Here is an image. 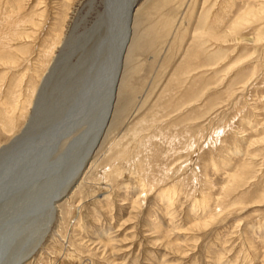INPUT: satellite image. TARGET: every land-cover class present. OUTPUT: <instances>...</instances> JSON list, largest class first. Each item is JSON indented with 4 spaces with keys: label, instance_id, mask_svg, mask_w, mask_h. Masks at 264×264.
Listing matches in <instances>:
<instances>
[{
    "label": "rangeland",
    "instance_id": "374dc122",
    "mask_svg": "<svg viewBox=\"0 0 264 264\" xmlns=\"http://www.w3.org/2000/svg\"><path fill=\"white\" fill-rule=\"evenodd\" d=\"M103 1L0 0V148ZM132 28L111 120L26 264H264V0H140Z\"/></svg>",
    "mask_w": 264,
    "mask_h": 264
},
{
    "label": "bare ground",
    "instance_id": "6f19581e",
    "mask_svg": "<svg viewBox=\"0 0 264 264\" xmlns=\"http://www.w3.org/2000/svg\"><path fill=\"white\" fill-rule=\"evenodd\" d=\"M139 1L101 2L89 33L77 41L82 54L70 64L67 94L48 93L45 115L30 114L23 133L0 148V205L5 206L0 208V264H26L39 252L57 221L56 203L84 175L113 115ZM62 55L63 50L42 82ZM63 97L67 105L61 107ZM44 125L48 128L31 131Z\"/></svg>",
    "mask_w": 264,
    "mask_h": 264
},
{
    "label": "water",
    "instance_id": "95a60500",
    "mask_svg": "<svg viewBox=\"0 0 264 264\" xmlns=\"http://www.w3.org/2000/svg\"><path fill=\"white\" fill-rule=\"evenodd\" d=\"M64 57H66V56L62 55L59 60L57 59L56 64L54 65V67L51 68L50 73L48 74L47 78L45 79V82H42V84H41L42 92L39 91L40 93L36 98L35 105L33 107L34 110L31 113L32 118L35 119L36 116L38 117V115L42 114V113H44V115H45V113L48 109V102L50 101L48 98L49 95H47L48 93H50L52 95L54 92H55V94L57 92V94H60L59 96H64L67 94V90H65V83H67L65 81L66 78H64V77L62 78L60 76V73H59L62 70L63 66L65 65V61L63 59ZM56 77H59V78H56ZM58 80L60 83L58 82ZM62 80H63V82H62ZM61 82H62V84H61ZM56 84H58L57 87L55 86ZM61 102H63V105H61V107H63L64 105H67V104H64V97L61 99ZM61 107H60V109H61ZM62 111H63V108H62V110H59L58 112L55 111V112L58 114H62ZM34 126H35V123H33L31 127H34Z\"/></svg>",
    "mask_w": 264,
    "mask_h": 264
}]
</instances>
